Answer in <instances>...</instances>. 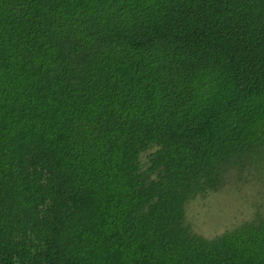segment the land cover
Wrapping results in <instances>:
<instances>
[{
	"label": "trees",
	"instance_id": "1",
	"mask_svg": "<svg viewBox=\"0 0 264 264\" xmlns=\"http://www.w3.org/2000/svg\"><path fill=\"white\" fill-rule=\"evenodd\" d=\"M264 0H0V264H264ZM264 193V192H263Z\"/></svg>",
	"mask_w": 264,
	"mask_h": 264
},
{
	"label": "rangeland",
	"instance_id": "2",
	"mask_svg": "<svg viewBox=\"0 0 264 264\" xmlns=\"http://www.w3.org/2000/svg\"><path fill=\"white\" fill-rule=\"evenodd\" d=\"M259 183H232L194 200L188 209L187 223L198 234L213 237L247 218L252 205L264 202Z\"/></svg>",
	"mask_w": 264,
	"mask_h": 264
}]
</instances>
